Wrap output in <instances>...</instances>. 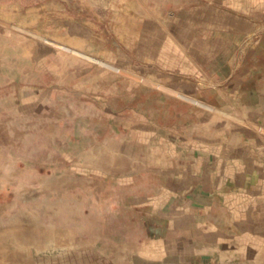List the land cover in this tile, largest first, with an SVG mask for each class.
<instances>
[{"label":"rangeland","instance_id":"1","mask_svg":"<svg viewBox=\"0 0 264 264\" xmlns=\"http://www.w3.org/2000/svg\"><path fill=\"white\" fill-rule=\"evenodd\" d=\"M200 2L0 0V264L162 256L108 226L131 201L125 177L140 175L132 155L152 139L140 101L190 60L174 16Z\"/></svg>","mask_w":264,"mask_h":264},{"label":"crops","instance_id":"2","mask_svg":"<svg viewBox=\"0 0 264 264\" xmlns=\"http://www.w3.org/2000/svg\"><path fill=\"white\" fill-rule=\"evenodd\" d=\"M246 1L204 0L174 16L188 66L140 101L156 138L132 155L140 175L125 177L131 201L108 227L164 249L149 264H264V0Z\"/></svg>","mask_w":264,"mask_h":264}]
</instances>
